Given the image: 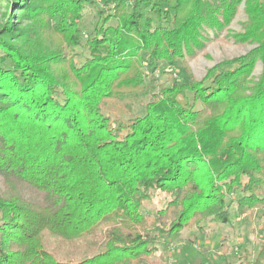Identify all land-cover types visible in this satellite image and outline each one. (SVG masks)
<instances>
[{
	"label": "trees",
	"instance_id": "obj_1",
	"mask_svg": "<svg viewBox=\"0 0 264 264\" xmlns=\"http://www.w3.org/2000/svg\"><path fill=\"white\" fill-rule=\"evenodd\" d=\"M111 2L81 66L63 45L81 44L87 0H12L0 16V264H143L185 229L229 222L230 202L239 215L264 208V0ZM242 2L232 37L255 47L177 82L170 68ZM160 63L154 92L146 70ZM147 98L138 117L104 113ZM154 193L164 206L142 212ZM46 233L92 252L59 260ZM248 257L239 264H264V244Z\"/></svg>",
	"mask_w": 264,
	"mask_h": 264
},
{
	"label": "rangeland",
	"instance_id": "obj_2",
	"mask_svg": "<svg viewBox=\"0 0 264 264\" xmlns=\"http://www.w3.org/2000/svg\"><path fill=\"white\" fill-rule=\"evenodd\" d=\"M12 0H0V16L8 9V4ZM110 1V2H109ZM130 7L134 0H123ZM108 3L110 7L114 4L111 0H87L82 13V20L79 27L82 32L81 44L71 48L63 45L64 53L74 54L77 66H81L89 57L85 46L86 39L93 36L96 26L98 12L105 9ZM11 8V7H10ZM141 11L152 17L156 22L151 7L145 4L140 5ZM165 9V6H164ZM4 18V16H3ZM247 21L243 2L238 6L234 17L228 25L221 30L211 31L204 28V45L201 49H194L190 54L185 55V63L178 60L170 70L174 73L177 82H185L189 77L201 80L206 70L213 65L223 61L248 53L255 47L250 42H237L233 39L234 34L242 33ZM109 25L115 26L116 20L111 19ZM166 68L162 63L157 64L154 71L146 70L147 81L152 91H157V86L166 80V75L161 71ZM262 69L260 61L255 63L252 70V77L256 79ZM149 98L139 102L131 115H124L119 110L112 107L105 110V115L110 118L120 116L127 120L142 115L144 105ZM198 107V106H197ZM166 198L163 194L152 195L149 203L145 204L142 212L151 214L155 209L164 206ZM229 202V200H228ZM203 231L195 228L185 229L180 234L171 237L166 242L158 246L155 256L145 261L143 264H239L244 252L249 254L248 260H253L264 244V208L256 210L253 215H239L236 211V203L230 202L229 222L219 223L206 221L203 224ZM103 237V228L97 230L94 239L100 242ZM225 242L226 249L221 245ZM45 248L53 253L57 259L69 261L80 257L85 251L91 253L92 248L84 243L62 244L51 235L45 234Z\"/></svg>",
	"mask_w": 264,
	"mask_h": 264
}]
</instances>
